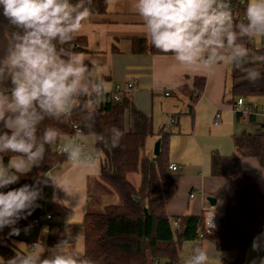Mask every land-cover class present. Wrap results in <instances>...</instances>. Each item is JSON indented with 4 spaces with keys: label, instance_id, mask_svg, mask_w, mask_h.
Instances as JSON below:
<instances>
[{
    "label": "clouds",
    "instance_id": "obj_1",
    "mask_svg": "<svg viewBox=\"0 0 264 264\" xmlns=\"http://www.w3.org/2000/svg\"><path fill=\"white\" fill-rule=\"evenodd\" d=\"M91 3L92 0H0L3 16L18 29L5 34L6 52L0 58V189L18 183L39 167L45 146L58 140L60 133L54 127L39 133L46 118H68L80 106L81 97L102 102L109 91L95 75L93 60L64 47L82 33ZM131 7L141 18L145 38L160 52L171 53L178 64L211 71L217 65L230 63L245 73L250 83L261 79V72L249 65L264 62V55L251 52L238 40L264 38V0H248L245 21L239 23L233 20L231 0H132ZM9 81L11 87L7 86ZM85 110V126L92 127L95 109L89 110L85 104ZM107 131V136L91 135L111 148L120 147L125 132L115 126ZM87 147L82 141L65 147L73 167L93 166ZM8 153L13 155L5 163ZM49 180L67 193H75L70 183L56 184L50 175L43 180L37 178L31 185L0 191V232L9 228V236L20 234L17 223L40 206L41 184ZM262 240L264 232L253 238L252 251L264 248ZM33 247L36 251L15 255L6 264H93L70 251L67 238L52 248L46 249L40 243ZM46 251L47 257L42 258ZM208 260L207 250L194 245L184 264H207ZM259 264H264V258Z\"/></svg>",
    "mask_w": 264,
    "mask_h": 264
},
{
    "label": "trees",
    "instance_id": "obj_2",
    "mask_svg": "<svg viewBox=\"0 0 264 264\" xmlns=\"http://www.w3.org/2000/svg\"><path fill=\"white\" fill-rule=\"evenodd\" d=\"M112 0H92L90 15H104L109 12ZM76 0H73L75 3ZM247 6L238 0L231 1V11L235 23L245 21ZM133 53L136 55L170 56L155 49L149 39L133 38ZM238 43H244L253 53L264 55V46L258 48L253 39L241 38ZM77 53L88 52V40L76 37L70 45ZM251 67L261 72V79L250 83L245 73L231 67L232 105L237 98L247 101L264 98V62L257 61ZM204 78L195 79L193 89L184 88L183 93L197 103L195 93L202 94L205 88ZM80 106L72 111L68 118L59 120L47 119L40 125L39 133L46 127L59 130V138L52 145H46L44 159L39 167L22 176L18 183L9 185L2 191L7 192L24 184H33L37 178L46 179L49 172L67 160L55 152V146L64 138H69L75 126L82 130L83 136L109 135L108 129L115 126L122 129L125 135L121 146L111 148L100 139L95 140V150L101 158V179L113 187L120 197L121 203L109 205L100 213H88L81 228L84 231L85 253L83 257L93 264H150L163 261L175 263L179 259L181 247L186 242H194L199 231L204 232V240L215 241L217 250L221 253H236V259L226 264H244L253 238L264 232V194L258 184L243 171V158H255L264 170V124L258 126L253 133L243 131L235 135V152L231 156H223L218 152L211 155V175L226 179L233 194L226 199V216L220 222L217 230L207 234L204 216L185 214L179 217H169L167 205L176 196L180 175L169 170L170 139L165 127L155 131L151 117L140 111L131 96H124L121 103L104 102L93 97H81ZM95 109V122L92 127H86L87 112ZM193 112V107H191ZM161 140V153L156 161L152 155L155 143ZM152 144V146L150 145ZM13 154L4 156V162ZM52 186L49 180L41 184L42 196L40 205L26 220L21 219L20 225L26 226L27 220L34 221L42 216L47 190ZM71 225L51 224L48 246H55L60 240L66 239L64 231ZM69 242H73L68 239ZM264 246V240L261 241ZM0 255L4 264L9 258L21 255L14 251L8 242L0 243ZM264 258V254L262 256Z\"/></svg>",
    "mask_w": 264,
    "mask_h": 264
},
{
    "label": "crops",
    "instance_id": "obj_3",
    "mask_svg": "<svg viewBox=\"0 0 264 264\" xmlns=\"http://www.w3.org/2000/svg\"><path fill=\"white\" fill-rule=\"evenodd\" d=\"M131 3L132 0H112L107 14L89 15L84 21L82 33L77 36L88 40V52L83 54L95 62V75L104 81L106 89L111 90L116 84L135 83V90L129 96L132 97L135 106L140 111L153 119L155 130L166 128V125L168 127L185 125L184 130L190 133L187 135L181 130L180 135H187L188 139L198 146L197 150L204 159L202 168L205 175L203 172L194 175L192 167L183 170V167L177 164L182 160L170 157V164L179 167L177 174L180 173L181 186L179 185V191L177 190L176 196L167 205L168 216L171 218L185 214L205 216L204 208L211 206L221 222L226 216V199L233 194V189L226 179L215 178L210 174V170L206 169L205 164L214 150L212 152L209 150L211 146L202 141L197 130L206 118L210 123L214 120L213 124L219 126L220 121L216 124L218 115L222 120L223 112L227 110L234 112L232 106L226 103L232 64H220L208 71L182 66L174 60L173 55L134 54L132 39L145 36L141 18L134 12ZM14 31L18 29L10 25L3 16V7L0 6V58L6 52L5 34L10 35ZM85 63L88 61L86 60ZM197 78H204L206 84L202 94L195 93L199 99L197 103H194L191 97L185 95L183 91L184 88L193 89ZM7 86L11 87L10 81ZM166 92H170V95L166 96ZM191 107H193V112H191ZM173 121L175 125L172 124ZM232 137L234 138V135ZM83 141L88 145L85 151L93 161L92 167L75 168L69 161H65L48 174L56 184L70 183L75 193L69 194L52 183L47 190L40 217L44 219L47 215H51L52 219L41 225H35L32 220H27L26 226H21L19 221L16 227L21 230L20 234L9 236L10 229L5 228L3 232H0V243L8 242L10 247L21 255L36 251L33 247L36 243L42 244L46 249L52 248L47 244L51 224L71 225L63 233L65 238L73 241L69 242V250L84 256V231L79 225L88 213H95L93 211L100 213L107 207L103 205V198L106 195L118 196V194L112 187L101 181L102 161L95 150V140L92 136H85ZM61 144L64 147H70L74 143L66 137L62 139ZM222 146L230 147L224 150L225 153H221L223 156H231V153L235 151L234 140L233 145L227 141ZM222 146H218L221 148L218 149L219 154L222 152ZM96 154L99 156L98 159H96ZM242 165L244 173L258 184L260 191L264 194V170L259 162L255 158L245 157ZM95 184L101 186L102 189L97 192L95 203H92L89 190ZM209 199H214L215 204L211 205ZM120 203L119 198L117 204ZM193 246V242H186L181 247L179 259L175 263L163 261L153 264H184V259L192 252ZM199 247L206 249L209 254L207 264H226L225 262H233L236 259V253L219 252L215 241L211 238L205 239ZM263 254L264 248L255 252L250 247L244 264H252L254 260L256 264H259ZM47 255L46 251L42 258H46ZM0 264H4L1 255Z\"/></svg>",
    "mask_w": 264,
    "mask_h": 264
},
{
    "label": "rangeland",
    "instance_id": "obj_4",
    "mask_svg": "<svg viewBox=\"0 0 264 264\" xmlns=\"http://www.w3.org/2000/svg\"><path fill=\"white\" fill-rule=\"evenodd\" d=\"M238 1L241 4H243L244 6H247L248 0H238ZM253 41H254V44L256 45V47H258V48L262 47V45L264 44V38H261V37L254 38ZM232 87H233V81H232V79H230L229 83H228V88H227L226 103L227 104L229 103L231 106H232V98H233L232 94H231ZM248 102L253 103L254 105H258L260 107V109H262L264 107V98H258V99L251 100ZM222 116H223L222 120H219L220 123L218 122L220 124L219 126H215L213 124L215 122L214 120H212V122L210 123L209 119L206 118L202 122V124H200V127L197 130V133L200 136V138L202 139V141L206 142L208 145L211 146L209 148V150H211V152L214 150L213 152L216 151L219 153L218 149H221V148L218 146L225 145V143L227 141L230 142L231 145H233V137H232L233 135L234 136L240 135L243 131H247L248 133H253V132H255L256 129H258V127H256L255 124L250 125V124H243L242 122H240L238 120L237 115L234 112H231L230 110L223 112ZM256 123L262 125V124H264V121L262 118L259 117V118H257ZM154 126H155V123H154ZM166 126L167 127L165 128V130L171 136V139H170L171 140V142H170V157H174L175 159L182 160L183 162L178 161L177 164H179L181 167H183V170H185L187 167H190V168L192 167L193 168L192 171H193L194 175L200 174L201 172H203V175H205V171L202 168V165H203L202 163H203L204 159L197 150L198 146H196L192 141H190L188 139L187 135L190 133V131L187 132L184 130L185 125H182L181 127H168V125H166ZM181 130L183 132H185V134H187V135H185V134L180 135ZM155 131H158V130H155ZM201 144H202V142H201ZM150 145L152 146V144H150ZM226 148H230V147L222 146V152H220V154L221 153L223 154V152L225 153L226 151H224V150ZM232 154L233 153H231V155ZM152 155H153V151H152ZM96 156H97V154H96ZM98 157L99 156H97L96 159H98ZM205 166H206V169L207 170L209 169L211 172V157L209 158V161L207 162V164H205ZM204 169H205V167H204ZM179 175H180V173H179ZM101 181H103V180H101ZM103 182L106 183L105 181H103ZM107 185L110 186V184H107ZM179 185L181 186V181H180ZM110 187H112V186H110ZM104 188H106L105 185H104ZM184 188L185 187L182 185V189H184ZM101 189H102V187L98 186L96 184H95V186L90 187L89 198H90V201L92 203H95L96 197H97V192L100 191ZM102 198H103V196H102ZM119 198L117 195H115V196L106 195L103 198V205L104 206H109V205H113V204L116 205L119 202ZM93 212L99 213L98 211H93ZM222 220H224V219H222ZM34 221H33V223H34Z\"/></svg>",
    "mask_w": 264,
    "mask_h": 264
},
{
    "label": "built area",
    "instance_id": "obj_5",
    "mask_svg": "<svg viewBox=\"0 0 264 264\" xmlns=\"http://www.w3.org/2000/svg\"><path fill=\"white\" fill-rule=\"evenodd\" d=\"M232 1V0H231ZM243 20H245V17H242ZM135 90V83L134 82H129L126 84H116L113 89L107 91L103 101L108 103L112 102L115 104L121 103L124 96L130 95L133 91ZM166 96L170 95V92L165 93ZM80 104V102H79ZM79 107V106H78ZM77 108V107H76ZM232 109L234 113L237 115L238 120L242 122L243 124H255L256 127L260 126L259 124L256 123L257 118H262L264 121V107L260 109L258 105H254L253 103L248 102L244 98H237L235 103L232 105ZM220 120V115L217 117V122ZM173 125L174 121L172 122ZM263 125V124H262ZM75 132L69 137V139L73 142L76 143L77 141H83V134L82 130L78 127H74ZM65 147L60 143H58L55 146V152L62 156H66L64 152ZM169 170L172 171L173 173H177L179 171L178 165L170 164ZM193 197V195H191ZM203 212L205 213V230L207 234H211L213 231L217 230L220 226V221L218 215L214 212L213 207L208 206L204 208ZM52 219L51 215H47L42 218H38L34 221L36 225H41L42 223L46 221H50ZM212 226V227H211ZM198 237L195 239L193 242L195 246H201L202 242L204 241V232L199 231Z\"/></svg>",
    "mask_w": 264,
    "mask_h": 264
},
{
    "label": "water",
    "instance_id": "obj_6",
    "mask_svg": "<svg viewBox=\"0 0 264 264\" xmlns=\"http://www.w3.org/2000/svg\"><path fill=\"white\" fill-rule=\"evenodd\" d=\"M161 140H158L153 148V155H154V160L156 161L157 157L160 156L161 153ZM209 202L211 203V205L215 204V200L214 199H209Z\"/></svg>",
    "mask_w": 264,
    "mask_h": 264
}]
</instances>
